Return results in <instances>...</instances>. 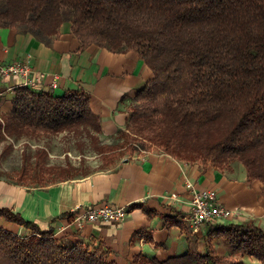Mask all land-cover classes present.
Instances as JSON below:
<instances>
[{"label":"trees","instance_id":"16d2710c","mask_svg":"<svg viewBox=\"0 0 264 264\" xmlns=\"http://www.w3.org/2000/svg\"><path fill=\"white\" fill-rule=\"evenodd\" d=\"M65 23L80 51L92 44L133 50L153 75L136 93L113 143L99 138L101 117L85 90L17 86L11 110L0 111V142L12 141L4 154L16 139L87 131L100 154L161 149L217 168L240 161L249 182L264 183V0H0V27L32 33L46 44ZM48 154L38 146L31 162L25 153L14 182L29 185L24 178L43 171L74 178L72 167L49 165ZM1 218L32 231L20 235L0 224V264H117L108 249L57 236L8 207H0ZM211 232L223 236L231 255L209 248L166 261L137 257L133 264H253L245 256L264 264L260 225L231 222Z\"/></svg>","mask_w":264,"mask_h":264},{"label":"crops","instance_id":"0c3cea01","mask_svg":"<svg viewBox=\"0 0 264 264\" xmlns=\"http://www.w3.org/2000/svg\"><path fill=\"white\" fill-rule=\"evenodd\" d=\"M79 45L68 23L51 44L32 33L0 27V62L29 58L35 69L60 76L54 92H88L92 110L101 117V138L113 139L125 129L130 106L152 77V69L133 50L114 52L92 44L80 51ZM21 81L19 77H0L1 112L11 110L15 92L10 87ZM49 85L50 78L42 87L51 89ZM203 189L214 190L236 213L223 224L254 222L264 228V183L249 182L243 163L234 161L230 168H217L180 160L161 149L129 154L92 173L44 186L0 179V207L20 213L44 230L53 228L57 236L102 246L117 264H133L137 257L138 262L152 258L166 261L209 248L229 256L231 247L223 236L212 234L211 225L194 227L189 220L194 191ZM105 203L127 206L129 213L120 222L79 218L87 207ZM0 224L20 235L32 231L4 218Z\"/></svg>","mask_w":264,"mask_h":264},{"label":"rangeland","instance_id":"374dc122","mask_svg":"<svg viewBox=\"0 0 264 264\" xmlns=\"http://www.w3.org/2000/svg\"><path fill=\"white\" fill-rule=\"evenodd\" d=\"M99 138L104 143L115 142L114 139L107 140L106 138H101V134ZM9 142L12 141L7 140L0 142V179L12 182L18 180L16 172L20 170L23 165L24 154L26 153L28 156L32 157L30 159L31 162L34 161L33 156L38 146H44L48 150L49 154L46 158V162L49 165L63 168H67L68 166L72 167V177L74 178L115 164L124 158V156H119L120 151L105 155L100 154L99 150L94 145L92 134L87 131H84V133H60L53 136L40 134L20 140L16 139L13 142L11 151L4 154L3 149ZM127 153L129 152H126V154ZM65 176L66 175H61L59 171H56L52 175H49L46 171L35 172L29 176L28 180L24 178V182L29 184V186H42L43 184L47 185L61 181ZM239 257L241 256L239 255L237 258ZM244 259L253 264H259L255 258L250 256H245Z\"/></svg>","mask_w":264,"mask_h":264},{"label":"built area","instance_id":"2783aa9c","mask_svg":"<svg viewBox=\"0 0 264 264\" xmlns=\"http://www.w3.org/2000/svg\"><path fill=\"white\" fill-rule=\"evenodd\" d=\"M0 77L8 79L19 77L22 79L20 83L11 85L10 89H15L17 86H26L33 89L43 88L44 82L50 78L49 86L52 90H55L59 87L60 79L57 73L35 69L29 58L8 63L0 62ZM128 213L129 208L127 206L105 203L87 207L79 218L92 222H120L125 219ZM235 215L236 213L233 210L222 203L214 190L203 189L194 191L189 214V220L194 227H200L204 224L211 226L223 224L235 217Z\"/></svg>","mask_w":264,"mask_h":264}]
</instances>
